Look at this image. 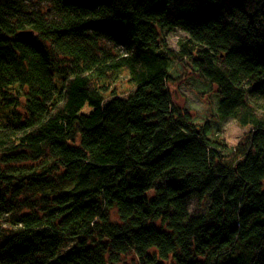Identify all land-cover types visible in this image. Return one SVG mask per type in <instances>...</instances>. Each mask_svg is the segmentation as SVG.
Returning <instances> with one entry per match:
<instances>
[{"label":"trees","instance_id":"obj_1","mask_svg":"<svg viewBox=\"0 0 264 264\" xmlns=\"http://www.w3.org/2000/svg\"><path fill=\"white\" fill-rule=\"evenodd\" d=\"M0 264H264V0H0Z\"/></svg>","mask_w":264,"mask_h":264},{"label":"rangeland","instance_id":"obj_2","mask_svg":"<svg viewBox=\"0 0 264 264\" xmlns=\"http://www.w3.org/2000/svg\"><path fill=\"white\" fill-rule=\"evenodd\" d=\"M183 35L180 30L166 34L169 47L177 50V42ZM172 65V79L168 83V88L173 103L182 110L188 111L197 124L206 123L212 138L221 139L232 149L242 142L247 137L249 128L240 126L230 118L223 119L217 116L215 87L208 86L201 80L199 75L187 66L184 59L177 60ZM129 87L127 78L122 75L117 82V92L119 90L126 92Z\"/></svg>","mask_w":264,"mask_h":264},{"label":"water","instance_id":"obj_3","mask_svg":"<svg viewBox=\"0 0 264 264\" xmlns=\"http://www.w3.org/2000/svg\"><path fill=\"white\" fill-rule=\"evenodd\" d=\"M24 34L30 35L29 33H24Z\"/></svg>","mask_w":264,"mask_h":264}]
</instances>
